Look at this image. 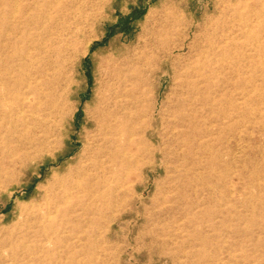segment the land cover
Instances as JSON below:
<instances>
[{
	"label": "rangeland",
	"instance_id": "rangeland-1",
	"mask_svg": "<svg viewBox=\"0 0 264 264\" xmlns=\"http://www.w3.org/2000/svg\"><path fill=\"white\" fill-rule=\"evenodd\" d=\"M0 264H264V0H0Z\"/></svg>",
	"mask_w": 264,
	"mask_h": 264
},
{
	"label": "bare ground",
	"instance_id": "bare-ground-1",
	"mask_svg": "<svg viewBox=\"0 0 264 264\" xmlns=\"http://www.w3.org/2000/svg\"><path fill=\"white\" fill-rule=\"evenodd\" d=\"M33 98V97H32ZM15 108L14 107H10V109H9V111H10V113H14L15 112Z\"/></svg>",
	"mask_w": 264,
	"mask_h": 264
}]
</instances>
